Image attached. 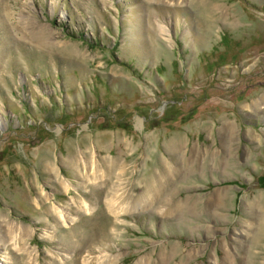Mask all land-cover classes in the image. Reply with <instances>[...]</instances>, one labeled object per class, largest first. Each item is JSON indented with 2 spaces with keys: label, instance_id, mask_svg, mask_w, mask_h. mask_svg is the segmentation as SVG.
Here are the masks:
<instances>
[{
  "label": "rangeland",
  "instance_id": "374dc122",
  "mask_svg": "<svg viewBox=\"0 0 264 264\" xmlns=\"http://www.w3.org/2000/svg\"><path fill=\"white\" fill-rule=\"evenodd\" d=\"M88 149L115 169L86 178ZM115 188L139 205L114 214ZM0 246L8 264H264V0H0Z\"/></svg>",
  "mask_w": 264,
  "mask_h": 264
},
{
  "label": "bare ground",
  "instance_id": "6f19581e",
  "mask_svg": "<svg viewBox=\"0 0 264 264\" xmlns=\"http://www.w3.org/2000/svg\"><path fill=\"white\" fill-rule=\"evenodd\" d=\"M165 1H167V2H170V1L175 2V0H165ZM160 28H161V30L163 32H166L165 27L160 26ZM248 107H249V105H248ZM250 108L255 111V110L259 109V105H258L257 102L254 101V103H252V106H250ZM222 127H225L228 130L231 129V126L228 123H225V122H223ZM175 140H176V138H175ZM169 143L172 146L174 151L178 152L180 150V148H178L177 145H176L177 144L176 141H170ZM86 151L89 152V149L86 150ZM89 153L90 154L87 153L85 155V159H83V161L81 159L82 156L79 157V155L77 153L76 154L73 153L72 155H68L65 158V161H66L65 164H67L72 169H75V167L77 169V167H79V163L82 161L84 169H86L84 171L85 172L84 176L86 178H91V179H94L96 176L100 177L99 172L101 171V165H103V164H101L102 163L101 161L104 160V159L107 160L106 164L108 165V167H109L108 169H110V171H113L115 169L117 163L115 161H113V159H110V158L106 159V157L104 159L102 158V159H100L101 161L98 162V164L100 165L99 166V165H97V162L95 161L96 159L94 160V162L92 161V159L94 158L93 154L91 152H89ZM89 163H92V165H91L92 168H90V169H89V167H90ZM43 166H44L45 169H48V171H52V170L54 171L53 164H52V162H50V160H45L43 162ZM56 171H54V173H56V175L58 176V172H56ZM58 181H59L60 185L63 186L64 180L61 177L58 178ZM159 186H160L159 185V181L157 179L149 180L148 182H146L145 187L143 189V192L139 193L138 196L136 197V199L138 200V202H139V200H141L140 203L141 202H147V201L150 202L149 201L151 199L150 197L152 195H155V193L158 191ZM116 189L117 188H115V190L112 192L111 196L108 198L109 207L112 209L114 214H116V215L122 214L125 211L133 208L134 204L137 206L138 202L137 203L134 202V204H132L130 202L127 203V201H126L127 204H125V205L119 203L117 201V199L121 196V194H119L118 193L119 190H116ZM174 207L178 208V207H181V205L179 203H176V205ZM57 212H58L59 217H61L63 220H67V216L65 215V212H63L62 210H58ZM9 229H10V233H14L15 232L10 226H9ZM1 249H3V247L0 246V256H1L0 264H8L9 263V256H7L8 254H5L6 251L1 250Z\"/></svg>",
  "mask_w": 264,
  "mask_h": 264
}]
</instances>
